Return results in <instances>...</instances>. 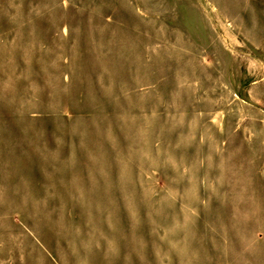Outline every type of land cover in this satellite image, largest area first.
<instances>
[{"label": "rangeland", "instance_id": "374dc122", "mask_svg": "<svg viewBox=\"0 0 264 264\" xmlns=\"http://www.w3.org/2000/svg\"><path fill=\"white\" fill-rule=\"evenodd\" d=\"M0 264H264V0H0Z\"/></svg>", "mask_w": 264, "mask_h": 264}]
</instances>
